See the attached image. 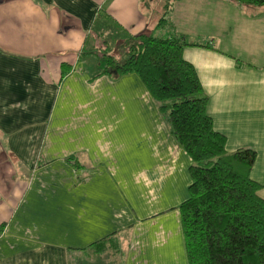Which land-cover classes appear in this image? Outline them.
<instances>
[{
	"label": "crops",
	"instance_id": "crops-1",
	"mask_svg": "<svg viewBox=\"0 0 264 264\" xmlns=\"http://www.w3.org/2000/svg\"><path fill=\"white\" fill-rule=\"evenodd\" d=\"M155 2L0 0V264H188L191 156L137 72L93 76L103 37L187 42L213 126L227 150H255L264 199V5Z\"/></svg>",
	"mask_w": 264,
	"mask_h": 264
},
{
	"label": "trees",
	"instance_id": "trees-1",
	"mask_svg": "<svg viewBox=\"0 0 264 264\" xmlns=\"http://www.w3.org/2000/svg\"><path fill=\"white\" fill-rule=\"evenodd\" d=\"M232 1L264 5V0ZM165 20L161 16L157 24ZM127 37L120 52L118 38L107 37L87 51L99 59L93 76L137 72L191 156L188 197L179 204L188 264H264V199L250 175L255 150L225 148V135L213 126L195 67L182 55L187 42L146 31Z\"/></svg>",
	"mask_w": 264,
	"mask_h": 264
},
{
	"label": "rangeland",
	"instance_id": "rangeland-1",
	"mask_svg": "<svg viewBox=\"0 0 264 264\" xmlns=\"http://www.w3.org/2000/svg\"><path fill=\"white\" fill-rule=\"evenodd\" d=\"M162 1H163V0H156L155 3H156L157 5H161ZM153 8H157V7L153 6ZM112 40H113V42H115V39H114V38H112ZM111 46L114 47V44H111ZM115 48H116V47H115ZM122 50H123V49H122ZM122 50H117V52H120V51H122Z\"/></svg>",
	"mask_w": 264,
	"mask_h": 264
}]
</instances>
